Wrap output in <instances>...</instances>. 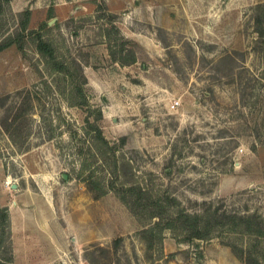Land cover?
<instances>
[{
	"label": "rangeland",
	"instance_id": "374dc122",
	"mask_svg": "<svg viewBox=\"0 0 264 264\" xmlns=\"http://www.w3.org/2000/svg\"><path fill=\"white\" fill-rule=\"evenodd\" d=\"M2 43L0 264H264V0H10Z\"/></svg>",
	"mask_w": 264,
	"mask_h": 264
},
{
	"label": "trees",
	"instance_id": "16d2710c",
	"mask_svg": "<svg viewBox=\"0 0 264 264\" xmlns=\"http://www.w3.org/2000/svg\"><path fill=\"white\" fill-rule=\"evenodd\" d=\"M10 0H0V10L2 9L3 5L7 2H9ZM6 45H8L7 43H2L0 44V50H2ZM123 45V43H122ZM36 48L37 50L42 54L48 57V59L50 61L53 62V68L55 70L58 71H62L64 69L63 64H61L60 62L55 60L54 57V53H53V48L51 47V45L45 41H43L42 39H39L37 41L36 44ZM123 49V48H121ZM111 56L113 57V59H115L116 61L120 62V63H126L125 61H123L121 58H115V56H113V53H111ZM135 61V57L134 54H131V58L127 61V63H132ZM98 135H100V129L98 128L97 130ZM236 217V216H235ZM178 218L182 219V224L185 226L186 229H188L190 231V234L192 237L194 238H203L207 235L208 230L202 228L199 226L201 223V216L199 214H195V215H190L188 213H180ZM239 219L241 220H248V216H238ZM253 256L248 255L246 256L245 259V264H261L258 260H256Z\"/></svg>",
	"mask_w": 264,
	"mask_h": 264
},
{
	"label": "crops",
	"instance_id": "0c3cea01",
	"mask_svg": "<svg viewBox=\"0 0 264 264\" xmlns=\"http://www.w3.org/2000/svg\"><path fill=\"white\" fill-rule=\"evenodd\" d=\"M117 3H118V5L113 4L111 6V11L114 13H117L116 11H118V9L120 8L119 4L122 3V5H123V1L117 2ZM86 7L87 6H85V9H87ZM91 9H93V8H91ZM75 13H76V15L73 18L75 20V22L83 21V24L81 25V27H79V29L77 31L76 39L80 41L81 45H84V46L92 45V47H95L96 49L98 48L99 50H101L103 52V55H105V57H106L107 56L106 55L107 49L104 48L105 40L96 41V39L98 38V33H97L98 32V27H97L98 24H97L96 19H95L94 11L90 10L88 8L86 13L82 14V12H81L78 14V16L85 15V16H82V18L84 17L85 20H81L82 18L81 19L78 18L77 11ZM124 33H126V32H124ZM130 34L134 35L135 33L132 32ZM11 221H12V218H11Z\"/></svg>",
	"mask_w": 264,
	"mask_h": 264
},
{
	"label": "built area",
	"instance_id": "2783aa9c",
	"mask_svg": "<svg viewBox=\"0 0 264 264\" xmlns=\"http://www.w3.org/2000/svg\"><path fill=\"white\" fill-rule=\"evenodd\" d=\"M175 104H176V102H175Z\"/></svg>",
	"mask_w": 264,
	"mask_h": 264
},
{
	"label": "water",
	"instance_id": "95a60500",
	"mask_svg": "<svg viewBox=\"0 0 264 264\" xmlns=\"http://www.w3.org/2000/svg\"><path fill=\"white\" fill-rule=\"evenodd\" d=\"M64 177H65V175H64Z\"/></svg>",
	"mask_w": 264,
	"mask_h": 264
}]
</instances>
